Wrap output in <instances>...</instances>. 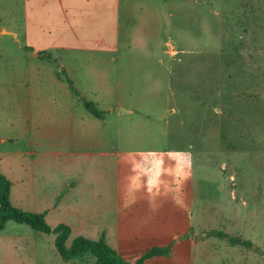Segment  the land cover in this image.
<instances>
[{
	"label": "rangeland",
	"instance_id": "rangeland-1",
	"mask_svg": "<svg viewBox=\"0 0 264 264\" xmlns=\"http://www.w3.org/2000/svg\"><path fill=\"white\" fill-rule=\"evenodd\" d=\"M137 1L142 9L134 17L122 9L120 30L60 23L51 38L28 30L32 46L47 52L44 57H32L18 36L0 39V48L10 52L9 65L0 69L5 78L0 84V172L12 183L33 174L34 186L36 180L39 187L46 185V200L55 191L64 194L62 179L67 182L70 172L55 168L69 165L68 154L78 153L74 169L82 170L83 149L59 139L64 129L58 123L89 113L83 99L103 111L118 101L134 112L107 125L116 149L135 152L132 160L138 165L145 159L142 152L169 150L177 159H172L171 181L185 171L178 160L191 156L196 188L190 234L194 242L196 235H205L192 244L195 264H264V0ZM24 8L22 0H0L2 19L12 13L5 22L15 27L13 32L21 29ZM25 119L28 130L43 125L37 135L30 130L32 144L21 142L15 130L23 129ZM8 134L13 139L2 143ZM55 134L59 140L51 141ZM23 145L30 147L27 155L19 150ZM22 162L26 169H18ZM235 187L237 195L231 192ZM41 195L37 199H44ZM35 198L33 187L26 193L18 182L10 197L24 210L47 207L33 203ZM61 219L55 211L47 220L54 226ZM215 232L252 240L257 250L233 245ZM75 236L73 231L68 244ZM55 240L54 233L9 221L0 232V264H96L91 255L64 260Z\"/></svg>",
	"mask_w": 264,
	"mask_h": 264
},
{
	"label": "crops",
	"instance_id": "crops-1",
	"mask_svg": "<svg viewBox=\"0 0 264 264\" xmlns=\"http://www.w3.org/2000/svg\"><path fill=\"white\" fill-rule=\"evenodd\" d=\"M22 1L25 8L22 12L23 24L20 26V31L13 32L15 27L6 23L12 16L11 12L8 15H3L5 16L3 19L0 16V39L5 38L6 35L18 36L20 46L26 50L30 48L34 58H38L39 52L43 49L32 46L30 35L33 30L35 32L40 30L39 33L48 38L57 37L54 30L63 27L60 23H67V28L98 30L116 27L120 30L122 9L132 14V18L134 12H138V7H140L137 0ZM140 8L142 9V7ZM28 30H31V33ZM76 59L84 58L79 56ZM9 62V50L0 48V69L4 68L5 64L9 65ZM0 73L2 74V70ZM3 74L5 75V73ZM6 76V82L9 83L8 71ZM56 79L59 81L58 77ZM1 83H5L3 75H0ZM71 91L75 93L73 90ZM102 102L105 103V101ZM86 110L89 113L84 111L83 118L77 119L74 114H71L64 124L58 123L64 129L63 135L59 139L63 138L71 146L83 149L82 170L74 169L76 161L73 155L76 157L78 153L68 154L71 156V159L67 160L69 165L63 167L57 165L58 167L55 168L57 171L70 172L67 182L62 179V184L65 183L67 186L64 194L55 191L51 197L52 200H46V185L39 187L40 180H36L34 186L32 182L34 178L31 174L28 177L31 180L20 182L17 177V180L12 183L11 195H13L16 182L26 193H29V189L33 187L36 197L33 203L41 202L47 207L42 209V206L40 209L31 210H47L46 219L49 214L58 211L63 216L61 222L71 225L72 233L76 232L77 236L98 239L105 235L107 242L127 261L135 262L153 247L171 246L167 255L153 256L147 259L145 264H195L194 257H190L189 253L192 244H196L194 237L192 238L190 234L193 216L191 202L196 188V179L193 161L189 153L184 155L183 159L178 160L185 167L184 173L181 172V175L171 181L172 159H177L174 158L175 155L170 154L169 150L167 153L162 151V153L147 152L144 154L145 152H142L141 155L145 159L141 165H138V161L132 160V156H136L135 152H123L119 148L116 149L115 136L108 133L107 125L110 121L119 122L122 115L132 114L133 109H128L120 102L115 101L105 108L104 117H97L87 108ZM26 126L27 120L25 119L23 129L21 126V129L18 130V126L15 129L21 142L29 139V133L32 134L30 130L33 129L34 134L37 135V132L43 127L38 123L34 125L37 126L36 130L33 126L28 130ZM46 129L48 131V128ZM55 135L50 137L51 141L59 140L55 139L59 134ZM12 139L11 134H8L1 138V142L7 143ZM29 140L31 144L34 142L33 138ZM28 148H30L28 145H23L19 150L23 151L22 154L27 155ZM22 163L21 166L18 165V169H26L27 164ZM48 169L51 168L48 167ZM56 170L53 172L58 173ZM30 171H33V168ZM217 174L219 173L217 172ZM149 177L151 181H147ZM139 178L146 180H143L139 185L136 181ZM47 180L52 182L56 179L47 178ZM134 180L135 183H133ZM236 187L231 192H235L237 195ZM40 193L44 195V199H37ZM59 198L60 202L56 207H48L53 205L55 199ZM65 207H68L69 211L65 210Z\"/></svg>",
	"mask_w": 264,
	"mask_h": 264
},
{
	"label": "trees",
	"instance_id": "trees-1",
	"mask_svg": "<svg viewBox=\"0 0 264 264\" xmlns=\"http://www.w3.org/2000/svg\"><path fill=\"white\" fill-rule=\"evenodd\" d=\"M30 49V48H28ZM47 52H39V56H45ZM70 87L77 92L73 81L67 78ZM85 107L97 117H104L105 111L98 108L94 103L83 99ZM12 191V181L0 172V232L4 230L7 222L15 221L26 224L32 229L44 233H54L56 235L55 245L58 253L64 260L84 258L88 255L96 258V264H145V261L156 255L168 254L171 246L153 247L142 255L135 262L125 260L122 255L113 248L106 240L105 235L98 239L88 238L82 235L75 236L68 244L72 227L68 223L60 222L56 226H51L47 219V211L24 210L16 207L10 197ZM218 236L227 238L233 245L257 250V246L252 240H246L239 236H234L224 232H215Z\"/></svg>",
	"mask_w": 264,
	"mask_h": 264
},
{
	"label": "water",
	"instance_id": "water-1",
	"mask_svg": "<svg viewBox=\"0 0 264 264\" xmlns=\"http://www.w3.org/2000/svg\"><path fill=\"white\" fill-rule=\"evenodd\" d=\"M205 237V235L203 234L202 236H198V235H196L195 236V241L197 242V241H199L200 239H202V238H204Z\"/></svg>",
	"mask_w": 264,
	"mask_h": 264
}]
</instances>
